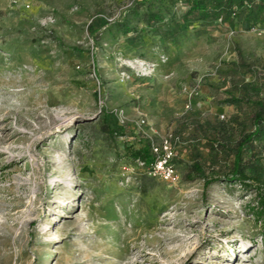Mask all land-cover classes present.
<instances>
[{"label": "rangeland", "instance_id": "1", "mask_svg": "<svg viewBox=\"0 0 264 264\" xmlns=\"http://www.w3.org/2000/svg\"><path fill=\"white\" fill-rule=\"evenodd\" d=\"M189 8L0 0V264H264V214L224 147L264 100V19ZM170 135L177 183L133 155Z\"/></svg>", "mask_w": 264, "mask_h": 264}, {"label": "trees", "instance_id": "2", "mask_svg": "<svg viewBox=\"0 0 264 264\" xmlns=\"http://www.w3.org/2000/svg\"><path fill=\"white\" fill-rule=\"evenodd\" d=\"M187 15L193 16L197 21L211 22L214 26L219 20L229 21L236 16L242 20L245 28L250 30L261 24L264 19V0L260 8L254 6L249 0H190ZM151 17L155 18L157 22L161 23L162 21L159 15L152 14ZM224 103L238 105L242 103V99L232 96ZM255 105L258 110L253 116L254 129L246 132L234 147L231 148L227 140L224 147L229 148L230 153L234 155L230 179L226 181L238 182L245 189L254 191L253 201L255 203L250 210L253 214L261 216L264 214V100L256 101ZM108 131L112 134L124 133L121 127ZM247 154L250 155L248 159L245 158ZM133 155L135 159L151 160L148 146L139 148ZM191 168L202 175L205 185L211 183L198 162L193 163Z\"/></svg>", "mask_w": 264, "mask_h": 264}, {"label": "built area", "instance_id": "3", "mask_svg": "<svg viewBox=\"0 0 264 264\" xmlns=\"http://www.w3.org/2000/svg\"><path fill=\"white\" fill-rule=\"evenodd\" d=\"M144 123V120L139 122ZM178 138L172 135L163 138L160 144L152 143L150 147L151 160L145 161L137 159L141 166L148 169L154 177H159L166 182L177 183L180 181V175L174 164L177 157L176 143Z\"/></svg>", "mask_w": 264, "mask_h": 264}]
</instances>
